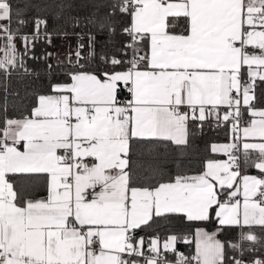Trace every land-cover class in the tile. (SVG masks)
I'll list each match as a JSON object with an SVG mask.
<instances>
[{
	"label": "snow or ice",
	"instance_id": "snow-or-ice-1",
	"mask_svg": "<svg viewBox=\"0 0 264 264\" xmlns=\"http://www.w3.org/2000/svg\"><path fill=\"white\" fill-rule=\"evenodd\" d=\"M117 10L130 22L120 57L100 58L113 70L68 71L69 82L52 84L28 115L5 118L0 128V264H172L167 253L175 264H247L243 257L264 247L252 230H264V109L253 104L264 82V0H112L107 16ZM22 17L0 0L5 80L20 68L29 75L24 56L39 41L51 43L45 21L36 19L29 35ZM213 122L231 125L233 143L212 147L228 160H208L194 175L179 161L166 171L155 146L186 149L190 125ZM137 145L153 161H138L141 173L132 160ZM241 157L261 175H241ZM12 178L25 186L18 190ZM40 178L46 195L37 198L27 189ZM173 218L215 223L216 232L197 228L191 257L176 252L177 235L162 245L152 237L145 251L138 230ZM235 229V242L216 238Z\"/></svg>",
	"mask_w": 264,
	"mask_h": 264
},
{
	"label": "trees",
	"instance_id": "trees-1",
	"mask_svg": "<svg viewBox=\"0 0 264 264\" xmlns=\"http://www.w3.org/2000/svg\"><path fill=\"white\" fill-rule=\"evenodd\" d=\"M13 11L21 10L23 19L27 21L26 26L21 29L24 34L31 35L34 31V21L40 19L45 21L41 26L42 32L46 31L51 36V43L47 40L35 43L34 49L29 55L24 56L25 65L30 74H24V69L14 71L5 80L3 73H0V128L4 126V120L21 119L28 115L35 105L38 94H49L51 85L69 81L67 72L70 70H87L100 74L102 70L112 71L110 65L101 61V56L120 57L119 49L128 37L123 34V29L128 26L130 18L121 14L118 10L113 16H107L112 0H10ZM107 17V19H106ZM16 16H13L12 27L16 28ZM105 27L101 28L100 25ZM108 24L115 29L114 33L109 32ZM94 37V56H89V37ZM2 44V42H0ZM19 52L24 51L21 39L15 41ZM83 45L81 54L82 61L79 62L75 52L79 45ZM51 53V57L46 54ZM30 56L39 59L29 58ZM66 57L74 58L69 62ZM65 58V59H64ZM51 65V68H49ZM116 71L122 70L120 68ZM262 83H257L254 90L255 99H261ZM5 107L7 112L5 114ZM245 117V116H244ZM230 124L217 126L205 124L203 129L196 125L189 127V143L186 149L182 146L178 148L168 143H161L155 146V153L166 171L175 172L177 161L180 162L181 170L189 175L202 171L206 161L218 158L219 153L212 152V144L223 143L232 137ZM183 152V155H181ZM146 147L137 145L132 156L133 166L138 173L143 172V168L137 167V162L142 161L146 166L153 163L151 158L145 154ZM143 154V155H142ZM253 160L258 154H252ZM259 173L254 166L245 167L241 157V171ZM17 189L25 186V182L20 178H12ZM27 191L38 196L46 192L43 178L35 182L34 188ZM208 229L216 228L215 223L206 222H186L182 219L173 218L170 221H158L150 228L140 230V235L144 237V248H148V243L152 237L159 236L160 241L167 239L170 235H177L179 239L176 243V252H183L189 255L193 244L194 230L197 227ZM262 241H264V230L258 227L252 229ZM221 236L224 242H235L238 234L237 230L223 231ZM258 251L249 253L243 258L247 263H252L256 259L264 260V247L257 246ZM227 255L237 256L230 249ZM231 264V261H229Z\"/></svg>",
	"mask_w": 264,
	"mask_h": 264
},
{
	"label": "crops",
	"instance_id": "crops-1",
	"mask_svg": "<svg viewBox=\"0 0 264 264\" xmlns=\"http://www.w3.org/2000/svg\"><path fill=\"white\" fill-rule=\"evenodd\" d=\"M0 55H2V53H0ZM65 59V58H64ZM123 70V69H122ZM78 71H83V72H92V71H87V70H78ZM118 71H121V70H118ZM247 76V69L245 68V77ZM67 82H69V81H67ZM260 81H257V83H259ZM63 83H65V82H63ZM260 83H262V92H261V99L259 100V101H257L256 99H254V101H253V104H254V106H255V108L257 107V106H260V107H262V108H264V82H260ZM244 116H245V122H244V124H246L248 121H250V119L252 118L251 116H250V114L247 112V111H245L244 112ZM22 119V118H21ZM244 124L242 125V126H244ZM230 139H232V141H233V134H232V137L230 138ZM248 142H253V143H256V142H261L258 138H251V139H249V141ZM222 145H224V144H221V143H214V146H222ZM220 154V156L218 157V158H215V159H211V160H214V161H227L228 160V156L227 155H225V154H223V153H219ZM252 154H258V153H255V152H253ZM259 155V154H258ZM258 158V157H257ZM256 158V159H257ZM255 168V167H254ZM255 170H258V169H256L255 168ZM259 171V170H258ZM241 175H249V176H257V177H259V174H257L256 172H249V171H247V170H243L242 172H241ZM44 195H46V192L44 193V194H42V195H38L37 196V198H39L40 196H44ZM197 228H203L204 229V231H206V232H208V233H212V232H216V228H214V229H208V228H206V227H203V226H200V227H197ZM197 228L194 230V235H193V244H192V249H191V252H190V254L189 255H187V254H185V256L186 257H191V256H193L194 254H195V250H196V239H197V237H196V231H197ZM237 230V234L239 233V229H236ZM138 231H140V230H138ZM140 237H142L141 235H140V232L139 233H137V239H139ZM217 239H219V240H221L222 242H224V239L222 238V236H221V232H218L217 233V237H216ZM238 238V237H237ZM166 240V239H165ZM165 240H163V241H165ZM163 241H160L161 242V245H162V242ZM145 249V251H147V249L146 248H144ZM237 256H238V253H237ZM172 264H175V262H172ZM247 264H252V263H247Z\"/></svg>",
	"mask_w": 264,
	"mask_h": 264
},
{
	"label": "built area",
	"instance_id": "built-area-1",
	"mask_svg": "<svg viewBox=\"0 0 264 264\" xmlns=\"http://www.w3.org/2000/svg\"><path fill=\"white\" fill-rule=\"evenodd\" d=\"M244 122H245V117H244ZM231 126V125H230ZM240 171H241V168H240ZM242 172V171H241ZM178 253H182L184 256H185V254L183 253V252H178ZM167 258H168V260L169 261H171V262H175V260H176V256H175V254H173V253H167Z\"/></svg>",
	"mask_w": 264,
	"mask_h": 264
},
{
	"label": "rangeland",
	"instance_id": "rangeland-1",
	"mask_svg": "<svg viewBox=\"0 0 264 264\" xmlns=\"http://www.w3.org/2000/svg\"><path fill=\"white\" fill-rule=\"evenodd\" d=\"M256 109H264V108H262V107H260V106H257L256 107ZM243 125V124H242ZM259 139V138H258ZM230 143H233V141H232V139H230L229 141H227V142H223V143H221V144H224V145H226V144H230ZM256 143H259V142H256ZM214 146V144H212V147ZM164 242V241H163ZM163 242H162V244H163Z\"/></svg>",
	"mask_w": 264,
	"mask_h": 264
},
{
	"label": "water",
	"instance_id": "water-1",
	"mask_svg": "<svg viewBox=\"0 0 264 264\" xmlns=\"http://www.w3.org/2000/svg\"><path fill=\"white\" fill-rule=\"evenodd\" d=\"M80 52H81V54H83L84 52L82 51V50H80ZM74 60V58H71V61H73ZM82 61V59H79V62H81ZM140 231H138V233H139Z\"/></svg>",
	"mask_w": 264,
	"mask_h": 264
}]
</instances>
